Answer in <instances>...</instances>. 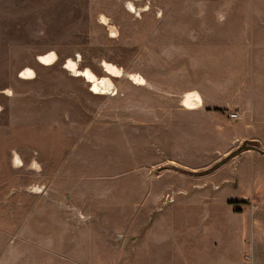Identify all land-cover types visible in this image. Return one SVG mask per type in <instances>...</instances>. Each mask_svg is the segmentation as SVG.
Here are the masks:
<instances>
[{
	"label": "rangeland",
	"instance_id": "374dc122",
	"mask_svg": "<svg viewBox=\"0 0 264 264\" xmlns=\"http://www.w3.org/2000/svg\"><path fill=\"white\" fill-rule=\"evenodd\" d=\"M0 264H264V0H0Z\"/></svg>",
	"mask_w": 264,
	"mask_h": 264
},
{
	"label": "bare ground",
	"instance_id": "6f19581e",
	"mask_svg": "<svg viewBox=\"0 0 264 264\" xmlns=\"http://www.w3.org/2000/svg\"><path fill=\"white\" fill-rule=\"evenodd\" d=\"M56 55L54 53L49 54L46 57H40L39 60L46 63L47 65H52L56 60ZM71 67V66H70ZM109 69V68H108ZM31 70V69H30ZM32 71H28L30 74ZM85 76L88 78V80L95 86V88L99 87L100 85L104 84V79L101 81L99 78H97L91 71L87 70L83 72ZM80 75V74H79ZM108 82H110L109 78H106ZM261 99V98H260ZM198 102H200L198 100ZM259 191V190H258ZM263 245V244H262Z\"/></svg>",
	"mask_w": 264,
	"mask_h": 264
},
{
	"label": "trees",
	"instance_id": "16d2710c",
	"mask_svg": "<svg viewBox=\"0 0 264 264\" xmlns=\"http://www.w3.org/2000/svg\"><path fill=\"white\" fill-rule=\"evenodd\" d=\"M246 144H251V145H256V146L258 145L257 142H256V143H255V142H246ZM246 144H245V145H246ZM245 145H244L243 147H241V148L239 149V151L246 149L247 147H245Z\"/></svg>",
	"mask_w": 264,
	"mask_h": 264
}]
</instances>
